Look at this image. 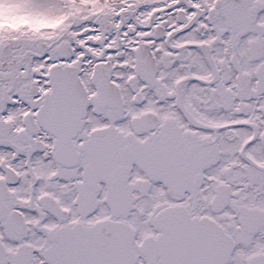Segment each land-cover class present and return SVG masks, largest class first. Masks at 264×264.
Returning <instances> with one entry per match:
<instances>
[{
  "label": "snow or ice",
  "instance_id": "obj_1",
  "mask_svg": "<svg viewBox=\"0 0 264 264\" xmlns=\"http://www.w3.org/2000/svg\"><path fill=\"white\" fill-rule=\"evenodd\" d=\"M0 264H264V0H0Z\"/></svg>",
  "mask_w": 264,
  "mask_h": 264
}]
</instances>
